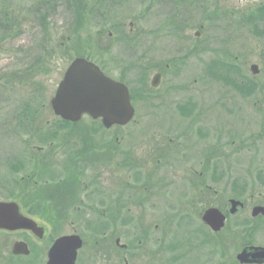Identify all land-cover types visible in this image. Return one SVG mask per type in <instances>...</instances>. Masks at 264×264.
I'll use <instances>...</instances> for the list:
<instances>
[{"label": "flooded vegetation", "instance_id": "af4514ba", "mask_svg": "<svg viewBox=\"0 0 264 264\" xmlns=\"http://www.w3.org/2000/svg\"><path fill=\"white\" fill-rule=\"evenodd\" d=\"M151 2L154 9L156 4L171 5L177 14L173 20L183 25L182 13L175 5H184L188 0ZM36 3L31 6L33 11L30 7L24 8L26 14L29 12L38 20L57 17L60 0H37ZM125 4L124 0H104L101 8H121ZM249 10L257 12L246 13V32L264 38V0ZM129 26L126 37L134 40L137 35L133 33L139 30L133 23ZM122 30L107 32L108 40L119 34L122 37L125 33ZM158 32L155 30L154 34ZM195 36L199 37L200 32ZM123 41L113 38L115 43H112L119 49ZM139 43L122 53L123 59L130 58L131 62L117 57L106 60L111 46L104 53L102 63L93 61L104 77L126 88L133 109L128 124L107 127L100 118L93 119L88 114L76 122L56 115L51 102L66 70L48 105L38 108L26 104L19 111L20 118L12 116L5 122L4 147L0 141V153L3 150L5 157L0 164L8 173L0 186L11 199L0 202L16 203L19 215L32 220L35 226L33 230L0 228V264H49L54 243L69 235L80 237L82 244L75 264H264V260L250 256L244 261L238 260L244 250L264 246L245 240L240 251L235 252L236 237L219 238L229 223L230 200L237 199L231 196L228 206L223 208L219 199L215 200L222 181L221 174L215 170L226 154L222 152L224 147L217 128L220 129L222 117L226 116L238 117L244 124L243 119L251 115L256 88L263 90L261 102L264 104V83L257 86L252 82L253 77L264 74V45L260 64L249 66L246 62L236 63L239 55L230 53L232 48L242 46L231 44V51L214 46L211 54L203 50L201 53L210 54L212 59L206 64L200 61V75L194 81L199 90L196 96H190L184 86L180 92L172 90L173 93L172 87L163 88L168 62L174 56L169 54L168 62L163 61L165 58L158 57L155 43L149 59L138 56L137 52L143 49ZM252 66H256L254 71ZM222 84L225 88H221ZM206 86H213L212 105H206L209 101ZM224 89L238 94L241 104L227 105L225 100L230 102L235 96L231 94L224 99L220 95ZM256 113L259 112L256 110ZM136 116L147 117L145 121L149 124L131 125ZM263 136L261 144L264 145ZM250 154L248 158L252 160ZM189 163L212 164L214 168L208 174H189L186 172ZM19 169L21 191L14 201L10 180L13 170ZM230 183L232 186L233 182ZM238 201L243 207L236 208L233 215L245 208V202ZM256 207L264 208L254 205L251 218H264L263 214L252 215ZM211 208L225 217L224 227L218 232L202 220L205 211ZM65 223L71 226L70 233L52 237V228H60ZM227 240L231 252L222 254L219 246ZM207 243H212L214 251L205 256L201 250ZM56 259L54 264H65L60 257Z\"/></svg>", "mask_w": 264, "mask_h": 264}, {"label": "rangeland", "instance_id": "374dc122", "mask_svg": "<svg viewBox=\"0 0 264 264\" xmlns=\"http://www.w3.org/2000/svg\"><path fill=\"white\" fill-rule=\"evenodd\" d=\"M36 2L37 0H0V18L7 14L4 29L6 31L0 32V141L3 142V147L7 140L4 131L8 118L12 116L16 119L20 118L19 111L26 104L32 107L38 106V108H41L42 104L48 105L58 81L75 58L102 63L104 53L112 47L106 60L117 57L118 60L122 58L123 61L131 62L130 58L123 59L125 54L122 53L126 50L125 48L132 44L137 45L140 41L139 44L143 49L139 50L137 55H144L149 59L152 44L155 43L158 47V57L165 58L163 61L168 62L166 56L169 54L171 57L174 56L173 61L168 62L167 81L163 88L172 87L171 93H173L172 90L180 92L179 89H183L184 86L190 96L194 94L196 96L199 90L197 83L194 82L200 75L199 63L203 61L206 64L212 59L210 54L214 46L219 45L225 49L224 51H231V44L242 46V48H232L230 52L236 56L239 55L236 63L246 62L249 66L260 64L261 61V46L264 45V38L254 34L249 35L245 28L246 13L254 12L252 14H255L257 11H251L249 8L251 6L255 8L260 0H188L184 5H175L177 11L182 13L183 25H178L176 24L178 20H173L177 14L175 15L176 9L171 8V5L156 4L154 9L151 0H124L126 4L121 8H105L106 11L102 10L103 7L101 8L104 0H99L100 3H97V0H60L57 17L53 20L44 19V25H42L40 20L34 19L31 13L26 14L24 10L30 7V11H33L31 6H35ZM102 11H105L104 14ZM130 23L139 30V33H133L137 35L134 40L126 37ZM116 29L125 30H122L125 32L122 37L119 36L121 34L113 37L119 40L124 39L119 49L114 47L113 38L109 40L107 38V32ZM155 30L159 32L154 34ZM197 32H200L199 37L195 36ZM234 35L235 37L232 38ZM249 48L252 51H249ZM203 50L210 54L201 53ZM233 61L232 58L231 62ZM252 82L261 86L264 83V74L253 77ZM225 85L227 87V84ZM222 87H224L223 84ZM221 92L220 95L224 99L233 94L229 89L221 90ZM262 92L256 88V94L251 100L252 112L250 116L247 115L246 119H243L244 124L238 117L233 119L226 116L222 117L220 129L217 128L222 147H224L222 152L226 154L225 157L220 158L221 161L215 170L221 174L222 178L219 188L221 191L215 200L219 199L218 202L222 208L228 206V198L233 197L245 202L243 210L235 215L230 213L227 227L219 234L220 239L236 237L237 251L235 252L240 251L245 240L253 245L264 246V218L252 219L250 215L254 205L264 206V161L262 160L264 145L261 144V135L264 134V112L261 113L264 110V104L261 102ZM206 93L209 98L206 105H212L213 86L209 88L206 86ZM233 95L234 98L232 97L230 102L225 100V103L236 107L241 102L238 94ZM256 110L259 113H256ZM146 118L136 116L131 125H148ZM83 122L87 123V120L84 119ZM210 123L213 124L212 120ZM218 124L215 122L216 126ZM247 136L253 139L246 138ZM4 153L3 150L0 153V162L4 160ZM249 154L253 155L252 160L248 158ZM14 167L17 166L14 165ZM187 167L186 172L189 174L193 172L208 174L214 168L212 164L196 163H189ZM13 172L14 175L10 180L13 183L12 200L17 201V194L21 191V171L19 169ZM7 173V168L0 164V181L5 179L4 176ZM230 182H233L232 186ZM8 196L4 187L0 186V200L11 199L7 198ZM209 199L214 200L212 197ZM65 224L60 225V228L53 227L52 237L69 234L72 228ZM228 242L227 240L220 244L222 254L231 252ZM213 251L212 243H207L201 253L207 256Z\"/></svg>", "mask_w": 264, "mask_h": 264}, {"label": "water", "instance_id": "95a60500", "mask_svg": "<svg viewBox=\"0 0 264 264\" xmlns=\"http://www.w3.org/2000/svg\"><path fill=\"white\" fill-rule=\"evenodd\" d=\"M255 69L256 66H252V70ZM100 70L94 62L82 58L73 59L52 99L54 113L72 122L88 114L93 119L100 118L107 127L117 123L128 124L133 117V109L126 88L104 77ZM230 205L231 214L236 212V208L243 207L240 201L234 199L230 200ZM258 214L264 215V208H254L252 215ZM202 220L214 232L220 231L225 223L224 215L215 208L206 210ZM34 226L32 220L19 215L16 203L0 202V228L33 230ZM79 238L69 235L58 239L49 253V264L58 261L56 257H60L65 264H75L77 251L82 245ZM249 256L254 260H264V248L244 250L238 260L244 261Z\"/></svg>", "mask_w": 264, "mask_h": 264}, {"label": "trees", "instance_id": "16d2710c", "mask_svg": "<svg viewBox=\"0 0 264 264\" xmlns=\"http://www.w3.org/2000/svg\"><path fill=\"white\" fill-rule=\"evenodd\" d=\"M6 18H7V14L3 15V17L0 18V32H5L6 31V30H4L5 26H6V21H5V20H7ZM40 23L42 25H44V20H40Z\"/></svg>", "mask_w": 264, "mask_h": 264}]
</instances>
